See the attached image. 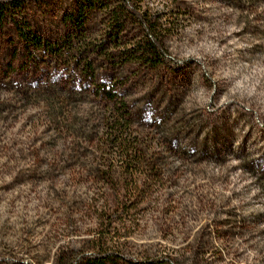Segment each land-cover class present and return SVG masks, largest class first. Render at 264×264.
<instances>
[{
  "label": "rangeland",
  "instance_id": "obj_1",
  "mask_svg": "<svg viewBox=\"0 0 264 264\" xmlns=\"http://www.w3.org/2000/svg\"><path fill=\"white\" fill-rule=\"evenodd\" d=\"M95 1L81 26L73 0H23L45 49L24 13L0 26V264H264V0H129L160 34L158 67L122 55L141 26L114 39L117 3ZM116 110L152 163L128 218L98 210Z\"/></svg>",
  "mask_w": 264,
  "mask_h": 264
},
{
  "label": "trees",
  "instance_id": "obj_2",
  "mask_svg": "<svg viewBox=\"0 0 264 264\" xmlns=\"http://www.w3.org/2000/svg\"><path fill=\"white\" fill-rule=\"evenodd\" d=\"M22 1L23 0H8L6 2H0V26L4 28L7 23H16L17 16L24 13L26 22L24 23L23 31L31 34L32 24L30 22V16L32 13L30 14L29 11H33L34 8L32 5L31 7L25 6ZM73 1L75 13L73 20L71 19L70 21L82 26L85 22V11H87L88 8V10L92 9L96 4H99V2L95 0ZM114 1L115 4L117 3V6H112L110 4L103 10L106 14L105 17L111 32L114 31L116 33L114 39L120 40L119 37L125 31V25L130 20L139 23L142 30V37L140 40L130 46L122 55L125 57L128 55L131 59H135L147 66L158 67L164 65L166 61H168V56L156 26L149 20H146L143 14L137 12L134 4L129 0ZM28 40H31L34 46L45 49V45L36 35H33V33L31 34V39L28 37ZM110 98L116 100V97L113 95H111ZM116 111L117 114H113L114 112H112L110 116L105 119L107 131L103 133V136H101L95 144L97 150L103 154L101 158H97L100 162L98 166L104 169L98 170L101 172L100 177L111 185L109 190L111 188L110 191L114 193V200L111 201V203L106 201V205L98 207V210L104 212L106 215V211L112 209V212L121 216V218H128L130 213L137 208L133 203H129L125 201V199L133 198V200H137L144 194L146 183L142 184L141 180L136 178V175L139 173L142 174L144 167L147 168V170L151 168L152 163L146 158L143 152V143L141 140L139 138L132 140V134L129 133L131 131L130 124H132L130 122V115L128 113H122L119 110ZM155 135V141L161 139L159 145L172 146L171 151L175 154L192 151L190 149L184 150L179 148L176 143L170 140V138L173 139V134L163 131L162 127L157 129ZM191 155H194V153H191ZM179 157H185V155H179ZM152 159H155V161L157 160L156 153L152 156ZM157 166L156 163L153 165L152 170L154 173L147 171L148 178H160L163 175V167L161 165L158 166L159 170ZM115 256V254H99L88 264H112V258Z\"/></svg>",
  "mask_w": 264,
  "mask_h": 264
}]
</instances>
